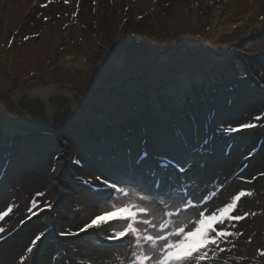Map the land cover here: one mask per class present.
<instances>
[{
    "label": "rangeland",
    "instance_id": "obj_1",
    "mask_svg": "<svg viewBox=\"0 0 264 264\" xmlns=\"http://www.w3.org/2000/svg\"><path fill=\"white\" fill-rule=\"evenodd\" d=\"M167 1L159 15L153 0H0V210L15 205L0 221V264H19L39 231L47 238L25 264H115L127 243L105 239L115 221L58 235L107 210L98 175L147 188L154 203L217 191L209 209L252 190L237 214L255 215L209 264H264V119H254L264 112V0ZM129 119V133L103 132ZM190 165L195 174L179 172ZM37 191L53 208L13 229Z\"/></svg>",
    "mask_w": 264,
    "mask_h": 264
},
{
    "label": "snow or ice",
    "instance_id": "obj_2",
    "mask_svg": "<svg viewBox=\"0 0 264 264\" xmlns=\"http://www.w3.org/2000/svg\"><path fill=\"white\" fill-rule=\"evenodd\" d=\"M27 39V37H25ZM108 63L107 61L105 62ZM168 64V62H164ZM105 68L101 65V70ZM182 75L177 80H182ZM176 81L173 82L175 87ZM256 121L264 119V112L254 117ZM7 118L0 119V132ZM11 123V121H9ZM255 123H240L235 128H229L230 131H243L253 129ZM71 138V137H69ZM76 164L81 161L77 159ZM179 163V162H178ZM179 172L187 175L194 172L193 166L180 167ZM55 172V168L52 169ZM264 177V173H260ZM246 183L243 175L239 178ZM255 177H253V180ZM95 181H100L110 192L102 195L106 202V211H94L88 216L86 221L78 226L75 231L62 230L58 233L60 237H80L81 234L87 236L94 230L103 231L104 226L112 227V221H115L120 227L113 228L111 233L105 239L109 241H120L125 244L126 251L117 253L114 256L115 264H209L210 260L218 253L226 251L221 247L227 244L231 238H236L242 233L235 231L236 225L243 221L249 215L255 213L244 212L237 214L239 203L244 197H251L254 192L250 189H240L231 195L226 202L209 209L207 205L218 197L217 191L209 192L206 195L197 197L194 192L184 193L180 190L181 199L174 203H166L164 200H158L155 203L149 195L142 194L148 189L137 186L136 189L118 186L103 175L94 177ZM92 184L93 179L84 181ZM2 183V179H0ZM223 188V186H221ZM115 194V195H114ZM45 195L42 191L35 193L34 199L30 201L28 212L36 216L34 209L43 211V209H52L53 204L43 202L42 207L38 198ZM168 195L171 197L172 193ZM95 207V205H94ZM15 205L9 203L0 210V221H4L14 211ZM195 211V218L190 219L186 216L188 212ZM30 220L31 217H28ZM20 224L24 220L19 221ZM6 231L0 227V234ZM47 238L45 231H39L30 239L25 247L24 255L19 256V264H25L28 255L38 250V244ZM5 238L0 235V241ZM234 246V245H233Z\"/></svg>",
    "mask_w": 264,
    "mask_h": 264
},
{
    "label": "trees",
    "instance_id": "obj_3",
    "mask_svg": "<svg viewBox=\"0 0 264 264\" xmlns=\"http://www.w3.org/2000/svg\"><path fill=\"white\" fill-rule=\"evenodd\" d=\"M128 1V0H127ZM44 3H41V2H38L37 3V5H43ZM46 5L47 6H49L48 5V3H46ZM131 4H126V8H127V11L129 10V6H130ZM76 6V5H75ZM170 6H171V2H169V1H167V0H162V3H161V1L159 2V3H156V2H154V0H153V9H154V11L155 12H157L159 15H161V14H163V13H165V14H167L168 13V10L170 9ZM136 16V15H135ZM137 17L139 18V21L141 22V23H144L145 22V19H144V17L141 15V14H138L137 15ZM126 20V19H125ZM107 121H102V124H104V123H106ZM117 127L115 126V128H110V126L109 125H107V126H105V127H103L104 128V130H103V132H105V131H107V130H110V133L111 134H114V133H120V135L122 134V135H125V134H127V133H129L130 131H132V130H134L133 129V127H137V124L135 123V121H133V120H131V119H129V120H127L126 122H118L117 124ZM136 129V128H135ZM216 127H215V129L213 130L214 131V134L216 133ZM223 131H221V135H225V134H223L222 133ZM149 133H150V131H149ZM105 134V133H104ZM161 160L163 161V159L161 158ZM78 166V165H77ZM45 213V212H48L47 210H43V211H40V210H38V212H37V215L39 216V218L41 217V215H42V213ZM30 217H31V219L29 220L28 218H27V216L25 215H23L22 214V211H21V213H20V216L18 217L19 218V220H18V225H16V227H14L13 229H16V228H20V227H23L25 224H26V222H27V224H28V222H30L35 216H32V215H30ZM44 217H46V216H44ZM44 217H42V218H44ZM41 218V219H42ZM21 219H23L24 220V223L23 224H20L19 223V221L21 220ZM7 222H10V220H8ZM80 225H82L81 224V221H78L77 223H76V225L75 226H73V228L72 229H69V230H71V231H75V229L78 227V226H80ZM7 235V234H6ZM6 235L4 236L3 235V237L5 238L6 237ZM65 238H67V239H72V238H74V237H65ZM74 241H76L75 239H73Z\"/></svg>",
    "mask_w": 264,
    "mask_h": 264
},
{
    "label": "bare ground",
    "instance_id": "obj_4",
    "mask_svg": "<svg viewBox=\"0 0 264 264\" xmlns=\"http://www.w3.org/2000/svg\"><path fill=\"white\" fill-rule=\"evenodd\" d=\"M181 82L186 83V82H187V79H186V78H185V79L183 78V80H182ZM105 193H107V191H106ZM90 213L92 214L93 211H90ZM90 213H89V214H90Z\"/></svg>",
    "mask_w": 264,
    "mask_h": 264
}]
</instances>
